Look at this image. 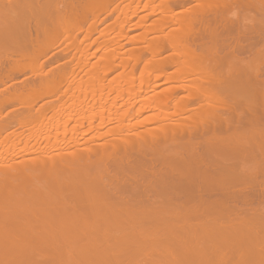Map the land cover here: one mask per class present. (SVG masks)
Segmentation results:
<instances>
[{"label":"bare ground","instance_id":"bare-ground-1","mask_svg":"<svg viewBox=\"0 0 264 264\" xmlns=\"http://www.w3.org/2000/svg\"><path fill=\"white\" fill-rule=\"evenodd\" d=\"M141 255L264 264V0H0V264Z\"/></svg>","mask_w":264,"mask_h":264},{"label":"rangeland","instance_id":"rangeland-1","mask_svg":"<svg viewBox=\"0 0 264 264\" xmlns=\"http://www.w3.org/2000/svg\"><path fill=\"white\" fill-rule=\"evenodd\" d=\"M145 0H141V2H144ZM142 4V3H141ZM144 12L146 13L147 11H141V12H139L138 13V17H139V15H143L144 14ZM143 13V14H142ZM250 13H253V11L251 10V12ZM138 17H135L133 20H132V22H134V21H136V20H138ZM170 26H167V29L169 28ZM99 29L100 28H102V26L100 25L99 27H98ZM166 29V30H167ZM142 28H140V29H136V30H132L131 32H129V34L130 35H134V36H136L137 37V35L139 34V32H141L142 33ZM140 33V34H141ZM135 34H137V35H135ZM139 34V35H140ZM130 44H128V46H129ZM135 45V44H134ZM131 47V46H130ZM171 52V50H166V51H164V53H163V55H167L168 53H170ZM147 58H149V55H148V53H146L145 52V54H143V57H142V60H143V62L147 59ZM129 66H130V64H128ZM141 67H142V64H138L137 66H135V71H134V74H133V76L137 79L140 75H141ZM128 70V69H127ZM173 70H175V68L174 67H172V66H169L168 68H167V71H169V72H172ZM113 74H114V72L111 74L112 76H113ZM20 78H21V76H19ZM167 224H170V221L169 220H165V219H162V220H158L155 224H152V225H142V226H140V228H139V232L141 233V232H146V231H150V229H153V227H158V228H162L163 226H165V225H167ZM126 231L127 232H130V233H134V231H136L135 229H133L132 231L131 230H129V229H126ZM58 254H55V256H57ZM149 255V254H148ZM161 256H162V254H160ZM160 255H157V254H153V256L152 257H157V259H161L160 257L158 258V256H160ZM49 256V253H46V254H42L41 255V257H48ZM164 256V255H163ZM147 258H150L149 256L147 257V255L145 256V255H141V256H139V260L136 262V264H148L146 261V259ZM146 260V261H145ZM162 263V262H161ZM160 263V264H161Z\"/></svg>","mask_w":264,"mask_h":264}]
</instances>
